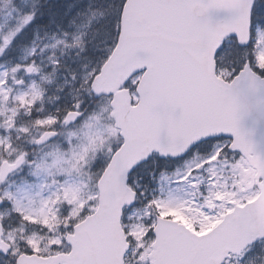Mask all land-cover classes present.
I'll list each match as a JSON object with an SVG mask.
<instances>
[{
	"label": "snow or ice",
	"instance_id": "snow-or-ice-1",
	"mask_svg": "<svg viewBox=\"0 0 264 264\" xmlns=\"http://www.w3.org/2000/svg\"><path fill=\"white\" fill-rule=\"evenodd\" d=\"M98 6L106 9L102 20L89 15L91 0H6L0 8V104L8 105L0 111V264H92L81 259L78 244L103 223L114 177L131 199L111 204L112 230L116 237L123 232L127 244L113 264H158L149 253L165 223L161 213L181 207L216 222L224 212L251 214L255 232L192 262L230 264L235 256L250 264L264 254V211L252 203L264 197V174L239 207L227 202L217 213L223 193L215 173L242 168L249 158L264 167L245 123L258 98L264 115V0H98ZM142 7L178 10L179 22L165 40L149 42L135 77L109 90L105 81L132 50ZM166 65L191 73L192 89L166 80ZM125 93L128 115L145 121L142 135L121 116ZM136 147L139 157L127 160ZM182 185L203 203L193 196L175 204ZM138 205L149 229L139 244L117 219ZM5 216L19 226H7Z\"/></svg>",
	"mask_w": 264,
	"mask_h": 264
},
{
	"label": "water",
	"instance_id": "water-1",
	"mask_svg": "<svg viewBox=\"0 0 264 264\" xmlns=\"http://www.w3.org/2000/svg\"><path fill=\"white\" fill-rule=\"evenodd\" d=\"M179 11L167 7H142L135 11L136 23L130 33L132 50L124 56L118 65L114 66L105 86L111 90L117 82H122L130 76L139 73L147 63L143 59L146 48L150 47L149 42H160L167 38L168 32L178 24ZM165 78L177 87L191 90L193 87V77L191 73L183 71H171L166 65ZM157 82L154 88H159ZM121 116L125 119L136 134L142 135L144 129V119L132 118L128 115L129 97L125 93L122 99ZM247 132L255 141V152L257 155L264 154V115L261 114L259 98L254 100L249 107V115L246 119ZM140 149L136 147L129 152L127 160H135L139 157ZM127 160L124 166L127 165ZM249 163L256 169V178L264 174L259 159L249 158ZM118 179L114 177L113 184L109 187V205L105 208L103 223L89 232L86 238L80 240L78 247L80 257L84 261L92 264H113L118 262L123 255L127 244L124 233L119 237L114 235L111 227L113 215L111 204L119 202L126 204L131 196L118 186ZM264 191V186H261ZM253 204H258V208L264 211V197H257ZM239 207V206H237ZM122 210V209H121ZM229 217L233 219L229 220ZM121 222V217H117ZM161 220L165 223L156 231L159 234L154 245V256L158 264H192L193 261L204 260L215 256L217 251L235 242L246 233L257 230V224L253 216L249 213L235 216L233 213L226 215L212 232L206 236H197L188 230L184 225L171 220ZM194 238V239H193ZM206 243H198L205 242ZM152 256V257H154Z\"/></svg>",
	"mask_w": 264,
	"mask_h": 264
},
{
	"label": "rangeland",
	"instance_id": "rangeland-1",
	"mask_svg": "<svg viewBox=\"0 0 264 264\" xmlns=\"http://www.w3.org/2000/svg\"><path fill=\"white\" fill-rule=\"evenodd\" d=\"M6 0H0V8H3L5 6ZM100 20V17H98ZM53 104L55 103V100L52 99ZM52 104V103H51ZM48 106V103L45 105V107ZM3 111H6L8 108V105L0 104V108H3ZM216 176L218 177V193H223L222 195H217L215 203L217 207L215 208V211L217 213L222 212L223 205L227 202L235 203L236 205H239V199L241 197L250 195L252 186L255 183V170L249 165V163L246 161V164L242 168L233 169V170H223V169H217L216 170ZM85 184H87V179L85 177ZM144 182L141 180V183ZM208 181L205 178L203 181V186L201 188V192H204L205 196L207 195L206 192V185ZM235 184L236 187L233 188L232 185ZM151 185V184H150ZM173 187H176L175 185ZM180 191H177L174 195L178 198L174 200V203L177 205H183L185 201H189L195 196V198L203 203V199L201 197L200 193H194L193 189L188 187V185H182L180 186ZM85 191H88V188H85ZM233 193H236V198H233ZM139 210H143V212H139ZM227 212H224L220 216V221L224 217V215ZM161 215L164 216H171L172 218L185 223L193 230L196 229L197 224L200 225L199 232H206L213 228L218 222L214 221V219H207V218H201L199 217L198 213L196 211H188L187 208H169L164 209L161 213ZM127 220L129 221V228L132 229L134 232V238L136 240H141L146 232L148 231V228L144 227V221L147 220V215L145 213V210L142 205L139 206L138 209L134 210L133 213L130 215V217H127ZM219 221V222H220ZM29 234L28 230H26ZM19 237V234H18ZM45 241L41 239V247H43ZM139 244V243H138ZM264 257V256H263ZM230 264H239V259H233ZM250 264H260L258 262V253L254 254L251 258Z\"/></svg>",
	"mask_w": 264,
	"mask_h": 264
},
{
	"label": "trees",
	"instance_id": "trees-1",
	"mask_svg": "<svg viewBox=\"0 0 264 264\" xmlns=\"http://www.w3.org/2000/svg\"><path fill=\"white\" fill-rule=\"evenodd\" d=\"M91 3H92V8H91V11L89 12V15H91V13L94 12V13H96V19H97V17H99L101 15V13H106V9L98 6V0H91ZM102 19H103V17L101 16L100 20H102ZM263 256H264V254L258 253V262L260 264L263 263V260H264Z\"/></svg>",
	"mask_w": 264,
	"mask_h": 264
}]
</instances>
